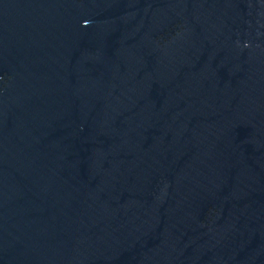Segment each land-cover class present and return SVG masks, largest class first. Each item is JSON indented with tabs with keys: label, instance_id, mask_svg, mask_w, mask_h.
<instances>
[{
	"label": "water",
	"instance_id": "water-1",
	"mask_svg": "<svg viewBox=\"0 0 264 264\" xmlns=\"http://www.w3.org/2000/svg\"><path fill=\"white\" fill-rule=\"evenodd\" d=\"M0 264H264V0H0Z\"/></svg>",
	"mask_w": 264,
	"mask_h": 264
}]
</instances>
